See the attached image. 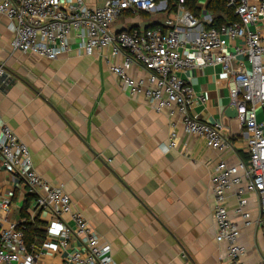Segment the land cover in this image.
I'll return each mask as SVG.
<instances>
[{
	"label": "crops",
	"instance_id": "1",
	"mask_svg": "<svg viewBox=\"0 0 264 264\" xmlns=\"http://www.w3.org/2000/svg\"><path fill=\"white\" fill-rule=\"evenodd\" d=\"M84 1L92 7L104 3ZM152 20L126 14L114 28H146L157 23ZM13 36L9 20L0 14V74H8L0 79V114L30 149L37 173L62 187L102 243L110 245L115 264H227L226 244L216 239L211 175L222 161L236 165L243 160L247 135L230 104L221 67L180 74L206 98L196 101L191 113L210 124L223 123L231 147L218 151L185 132L176 106H171L173 114L168 108L158 112L144 94L129 95L109 71V61H121L111 57L110 48L89 56L75 45L48 60L14 51ZM129 73L147 76L139 64ZM171 123L177 146L166 150ZM238 194L239 187L229 191L226 206L241 229L243 263L264 264L259 197L251 191L239 194L252 221L246 227L236 212ZM36 216L46 236L49 215L37 210ZM44 240L37 239L33 251L39 252ZM40 259L64 264L57 255Z\"/></svg>",
	"mask_w": 264,
	"mask_h": 264
},
{
	"label": "built area",
	"instance_id": "2",
	"mask_svg": "<svg viewBox=\"0 0 264 264\" xmlns=\"http://www.w3.org/2000/svg\"><path fill=\"white\" fill-rule=\"evenodd\" d=\"M225 1L237 20L219 27L211 26L208 1L201 0L198 17L185 6L186 0H174V9L169 0H104L96 7L84 0H0V14L9 20L14 51L55 60L75 45L89 56L110 48L111 57H121V61L110 62L105 57L109 71L129 95L144 94L158 112L176 106L185 132L203 138L209 148L218 151L231 147L222 133L223 123L210 124L191 113L194 103H204L206 98L197 95L180 74L221 67L230 104L247 135L248 162L227 165L222 161L211 175L216 239L226 244L227 264H244L241 229L229 217L226 196L235 187L240 195L245 191L257 194L258 223L264 226V115H259L264 111V0ZM140 11L150 16L161 13L164 20L153 19L159 23L153 27L114 28L126 14ZM137 64L146 70L145 79L129 73ZM171 126L166 150L177 146L175 123ZM9 179L12 182L7 185ZM239 194L236 212L247 227L252 221ZM28 198L26 214L31 221L38 220L37 210L50 219L39 252L30 251L25 242L27 218L21 210ZM44 255L60 256L64 264H115L110 245L102 243L62 187L37 173L30 149L0 114V264H56L43 262L40 256Z\"/></svg>",
	"mask_w": 264,
	"mask_h": 264
},
{
	"label": "trees",
	"instance_id": "3",
	"mask_svg": "<svg viewBox=\"0 0 264 264\" xmlns=\"http://www.w3.org/2000/svg\"><path fill=\"white\" fill-rule=\"evenodd\" d=\"M174 0H169L170 3V9H174L173 3ZM198 0H186L185 6L195 15L199 16L200 9L197 6ZM208 11L212 14L213 21L211 26L219 27L222 24L225 23H231L237 20L236 16L233 14L232 10L227 7L225 0H208ZM141 15L149 16V14L145 11L139 12ZM159 24L152 23L149 25V27H153L155 25ZM209 27V26H207ZM242 158L245 162H248V156L247 154H243ZM30 204V198H28L24 204V207L22 208V216L26 217V223L24 225V233H25V242L30 251L34 249V245H36V240L40 239L43 240L45 238V231H43L41 228H39L40 222L37 220L31 221V219L28 217V214H26V210L29 207Z\"/></svg>",
	"mask_w": 264,
	"mask_h": 264
},
{
	"label": "rangeland",
	"instance_id": "4",
	"mask_svg": "<svg viewBox=\"0 0 264 264\" xmlns=\"http://www.w3.org/2000/svg\"><path fill=\"white\" fill-rule=\"evenodd\" d=\"M161 15H162L161 13H153V14H151L150 18H153V19H158L159 18V20L163 21L164 19H163V17Z\"/></svg>",
	"mask_w": 264,
	"mask_h": 264
},
{
	"label": "water",
	"instance_id": "5",
	"mask_svg": "<svg viewBox=\"0 0 264 264\" xmlns=\"http://www.w3.org/2000/svg\"><path fill=\"white\" fill-rule=\"evenodd\" d=\"M7 76H8L7 73H1V74H0V79H6Z\"/></svg>",
	"mask_w": 264,
	"mask_h": 264
}]
</instances>
